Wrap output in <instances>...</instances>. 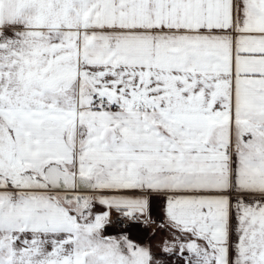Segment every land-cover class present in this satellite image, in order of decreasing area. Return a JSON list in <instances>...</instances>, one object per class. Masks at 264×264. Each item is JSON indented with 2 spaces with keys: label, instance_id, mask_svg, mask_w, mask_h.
I'll use <instances>...</instances> for the list:
<instances>
[{
  "label": "snow or ice",
  "instance_id": "snow-or-ice-1",
  "mask_svg": "<svg viewBox=\"0 0 264 264\" xmlns=\"http://www.w3.org/2000/svg\"><path fill=\"white\" fill-rule=\"evenodd\" d=\"M0 264H264V0H0Z\"/></svg>",
  "mask_w": 264,
  "mask_h": 264
}]
</instances>
